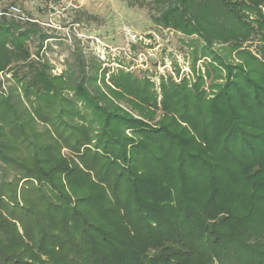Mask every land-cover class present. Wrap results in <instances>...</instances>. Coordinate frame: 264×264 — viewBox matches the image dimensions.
Here are the masks:
<instances>
[{"label":"trees","instance_id":"1","mask_svg":"<svg viewBox=\"0 0 264 264\" xmlns=\"http://www.w3.org/2000/svg\"><path fill=\"white\" fill-rule=\"evenodd\" d=\"M5 1L0 264H264V0H125L205 61L159 92L81 54L53 75Z\"/></svg>","mask_w":264,"mask_h":264},{"label":"rangeland","instance_id":"2","mask_svg":"<svg viewBox=\"0 0 264 264\" xmlns=\"http://www.w3.org/2000/svg\"><path fill=\"white\" fill-rule=\"evenodd\" d=\"M24 18L37 22L49 37L40 52L52 74L71 72L74 55L81 54L108 75L120 68L141 79L146 77L158 91L161 78L179 83L204 74L205 61L193 64L189 40L153 24L146 8L127 6L125 0H17ZM10 1L0 2V8ZM9 77V76H7ZM208 85V81L205 85Z\"/></svg>","mask_w":264,"mask_h":264},{"label":"built area","instance_id":"3","mask_svg":"<svg viewBox=\"0 0 264 264\" xmlns=\"http://www.w3.org/2000/svg\"><path fill=\"white\" fill-rule=\"evenodd\" d=\"M6 16H11L16 19L24 20V16L22 14V11L17 6H10L4 13ZM2 15V13H0Z\"/></svg>","mask_w":264,"mask_h":264}]
</instances>
